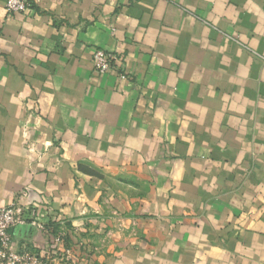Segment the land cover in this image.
I'll return each instance as SVG.
<instances>
[{"label":"crops","instance_id":"obj_1","mask_svg":"<svg viewBox=\"0 0 264 264\" xmlns=\"http://www.w3.org/2000/svg\"><path fill=\"white\" fill-rule=\"evenodd\" d=\"M34 1L0 0V207L33 210L14 241L264 264V0ZM98 49L120 57L104 75ZM97 217L112 256L73 237Z\"/></svg>","mask_w":264,"mask_h":264},{"label":"built area","instance_id":"obj_2","mask_svg":"<svg viewBox=\"0 0 264 264\" xmlns=\"http://www.w3.org/2000/svg\"><path fill=\"white\" fill-rule=\"evenodd\" d=\"M35 4L34 0H7L6 9L9 13L28 14ZM119 58L118 54L96 50L93 55L95 72L100 75L110 72ZM32 211L18 204L0 207V264H39L41 257L48 253L20 247L14 241V230L28 222L25 215Z\"/></svg>","mask_w":264,"mask_h":264},{"label":"rangeland","instance_id":"obj_3","mask_svg":"<svg viewBox=\"0 0 264 264\" xmlns=\"http://www.w3.org/2000/svg\"><path fill=\"white\" fill-rule=\"evenodd\" d=\"M103 224H106V221H103L100 217H97L96 221H92L89 224H84L81 229L75 228L72 230L73 237L77 239V245L81 247L82 250L85 249V257L104 254L107 256L114 255V252L118 249L119 240L113 236V231L106 236L107 233H103ZM116 227H115V226ZM112 228L117 229L119 224L114 222ZM59 248L55 249L53 252L52 248H49L51 251H48L47 254H44L43 257L39 260V264H67L71 258L72 252L71 248L74 246V241L67 238ZM61 243V241H59ZM120 246V245H119Z\"/></svg>","mask_w":264,"mask_h":264},{"label":"trees","instance_id":"obj_4","mask_svg":"<svg viewBox=\"0 0 264 264\" xmlns=\"http://www.w3.org/2000/svg\"><path fill=\"white\" fill-rule=\"evenodd\" d=\"M52 245V244H51ZM51 248H52V250H54L55 251V248L53 247V246H51Z\"/></svg>","mask_w":264,"mask_h":264}]
</instances>
